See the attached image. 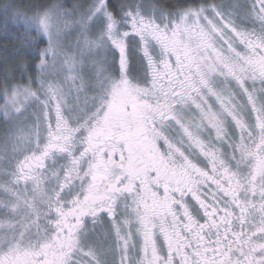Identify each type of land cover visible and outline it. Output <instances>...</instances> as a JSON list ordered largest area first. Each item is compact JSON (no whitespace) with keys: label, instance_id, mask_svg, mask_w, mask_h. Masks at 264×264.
Instances as JSON below:
<instances>
[{"label":"snow or ice","instance_id":"6c2138e0","mask_svg":"<svg viewBox=\"0 0 264 264\" xmlns=\"http://www.w3.org/2000/svg\"><path fill=\"white\" fill-rule=\"evenodd\" d=\"M0 16V264H264V0Z\"/></svg>","mask_w":264,"mask_h":264},{"label":"trees","instance_id":"16d2710c","mask_svg":"<svg viewBox=\"0 0 264 264\" xmlns=\"http://www.w3.org/2000/svg\"><path fill=\"white\" fill-rule=\"evenodd\" d=\"M15 1L16 2L20 1V3L24 4L22 0H13V2H15ZM69 1H72V2H69ZM5 2H7V0H0V4H3ZM29 2L31 3L32 0H28V3ZM60 2L64 6H66L68 8H71L72 7L71 5H73V2L85 3L86 0H60ZM192 2L201 3V2H204V0H155V3L157 5H161V6H164V7H171V6H176V5H184V4L192 3ZM208 2H211V0H208ZM19 31H20V29H18L17 26H15L14 24H12L10 22L9 25H8V32L5 33V31H4V21H2V16H0V45L9 44V46H11L10 45V40L13 38V35L14 34H18ZM11 58L12 57H9V59H11ZM6 62H8V61H6ZM5 66H6L5 65V61L3 60L2 57H0V82H3L5 76L8 74L6 72V70H5V68H4ZM15 68L18 69V66L16 65V58L14 60V69L10 72V74L15 71ZM14 73H17V71H15ZM20 75H21V73H19V75H17L16 77L20 78L21 77Z\"/></svg>","mask_w":264,"mask_h":264},{"label":"rangeland","instance_id":"374dc122","mask_svg":"<svg viewBox=\"0 0 264 264\" xmlns=\"http://www.w3.org/2000/svg\"><path fill=\"white\" fill-rule=\"evenodd\" d=\"M23 1V3L24 4H22V3H20V1H15L14 3L15 4H17V5H20V6H23V5H27V4H29L28 3V0H22ZM27 1V2H26ZM69 2H72V1H69ZM79 3H81V2H78V3H76V2H73V5H75V4H79ZM156 4L155 3V0H145V4ZM73 5H71L72 7H73ZM64 7H66V6H64ZM71 7V8H72ZM66 8H68V7H66ZM71 8H68V9H71ZM69 19H71V17L69 18ZM2 21H4L3 20V17H2ZM2 23V22H1ZM67 31L69 32V35H68V37H67V40L69 41V42H71V43H75V40H76V32L73 30V29H67ZM14 60H15V58L14 57H12L11 59H9L8 58V62H6L5 61V65L7 66H5L4 68H5V70H6V72L8 73V74H10V72L14 69ZM133 67H134V71H135V62H134V65H133ZM8 70V71H7ZM15 71H17V73H15V76H17V75H19V73H20V71L22 72V70L18 67V69L17 68H15ZM14 71V72H15ZM13 73V72H12ZM136 73L134 72V73H132V74H130V76H129V78L131 79L132 78V75H135ZM21 76V75H20ZM19 76V77H20ZM135 82V81H134Z\"/></svg>","mask_w":264,"mask_h":264},{"label":"bare ground","instance_id":"6f19581e","mask_svg":"<svg viewBox=\"0 0 264 264\" xmlns=\"http://www.w3.org/2000/svg\"><path fill=\"white\" fill-rule=\"evenodd\" d=\"M21 73V72H20Z\"/></svg>","mask_w":264,"mask_h":264}]
</instances>
